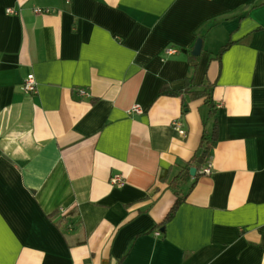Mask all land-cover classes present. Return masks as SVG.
I'll return each mask as SVG.
<instances>
[{
  "label": "crops",
  "instance_id": "crops-1",
  "mask_svg": "<svg viewBox=\"0 0 264 264\" xmlns=\"http://www.w3.org/2000/svg\"><path fill=\"white\" fill-rule=\"evenodd\" d=\"M193 67L218 143L163 235ZM0 264H264V0H0Z\"/></svg>",
  "mask_w": 264,
  "mask_h": 264
},
{
  "label": "trees",
  "instance_id": "trees-1",
  "mask_svg": "<svg viewBox=\"0 0 264 264\" xmlns=\"http://www.w3.org/2000/svg\"><path fill=\"white\" fill-rule=\"evenodd\" d=\"M201 39L202 37H200V40ZM230 46V42L224 45L218 52L217 58H220ZM188 59L191 62H197L199 57L189 56ZM195 70L196 68L193 67L191 74L185 78V88L183 90L176 91L163 86L159 92V96L180 98L184 110L186 108L185 104L187 102L197 100H201L203 105H205L208 109V118L204 123L200 144L197 150L194 152L191 159L188 162L183 163L180 166L181 169L176 173V175L167 182V187L175 195L176 201L165 216L163 222L159 225L160 228H163V235L165 226L175 217L179 207L186 201L189 193L194 188L196 181L200 176L198 173L199 167L207 162L212 151L218 143L219 129L217 121V109L212 98V89L214 84L204 83L201 87H196L194 85ZM191 168H195L197 171L194 177L190 176ZM166 181L167 180H162L164 183H166ZM54 214L55 212L48 215V219H51ZM62 221L65 223L68 222V220H65V218Z\"/></svg>",
  "mask_w": 264,
  "mask_h": 264
},
{
  "label": "built area",
  "instance_id": "built-area-1",
  "mask_svg": "<svg viewBox=\"0 0 264 264\" xmlns=\"http://www.w3.org/2000/svg\"><path fill=\"white\" fill-rule=\"evenodd\" d=\"M35 12H36V13H39L38 10H36ZM6 13H7V14H15V11H14V9H12V8H7V9H6ZM20 88H21V90H22L24 93H26V94H32V93H35V91H36V84H35V81H34L33 76H32V75L27 76V78H26V79L24 80V82L21 84V87H20ZM79 95H80V96H88V94H87L85 91H83V90L79 91ZM175 126H176V128H177V130H178V133H179L180 135H184V131H183V129L180 127V125L176 123ZM201 173H202V174H205V175H209V174L211 173V167H210V165H207V166L203 167V168L201 169ZM110 183H111L113 186L121 187V186L124 185V180H123V178H122L121 175H115V176H112V177L110 178Z\"/></svg>",
  "mask_w": 264,
  "mask_h": 264
},
{
  "label": "water",
  "instance_id": "water-1",
  "mask_svg": "<svg viewBox=\"0 0 264 264\" xmlns=\"http://www.w3.org/2000/svg\"><path fill=\"white\" fill-rule=\"evenodd\" d=\"M201 49H202V40H197L194 47H193V50L191 51V56L193 57H197L200 55L201 53ZM183 52L185 53L186 51L183 50ZM196 174V169L195 168H191L190 169V176H195Z\"/></svg>",
  "mask_w": 264,
  "mask_h": 264
}]
</instances>
